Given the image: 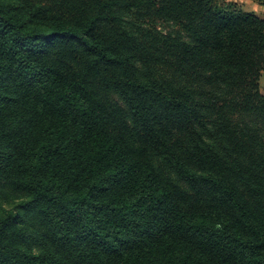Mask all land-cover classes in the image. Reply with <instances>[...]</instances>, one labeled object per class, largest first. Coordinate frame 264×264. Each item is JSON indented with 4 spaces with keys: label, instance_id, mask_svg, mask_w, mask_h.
<instances>
[{
    "label": "trees",
    "instance_id": "1",
    "mask_svg": "<svg viewBox=\"0 0 264 264\" xmlns=\"http://www.w3.org/2000/svg\"><path fill=\"white\" fill-rule=\"evenodd\" d=\"M215 1L0 0V264H264V16Z\"/></svg>",
    "mask_w": 264,
    "mask_h": 264
},
{
    "label": "rangeland",
    "instance_id": "2",
    "mask_svg": "<svg viewBox=\"0 0 264 264\" xmlns=\"http://www.w3.org/2000/svg\"><path fill=\"white\" fill-rule=\"evenodd\" d=\"M216 4L221 5L225 8L234 6L235 8H243L246 10H252L261 15L259 11V4H264V0H216ZM261 90L264 92V71L260 78ZM23 196L14 197L10 195L8 200L3 203L5 207L12 208L15 203L19 202Z\"/></svg>",
    "mask_w": 264,
    "mask_h": 264
},
{
    "label": "crops",
    "instance_id": "3",
    "mask_svg": "<svg viewBox=\"0 0 264 264\" xmlns=\"http://www.w3.org/2000/svg\"><path fill=\"white\" fill-rule=\"evenodd\" d=\"M259 11L261 13V16H264V4H259ZM255 12V11H254ZM257 13V12H256ZM258 14V13H257ZM260 15V14H258Z\"/></svg>",
    "mask_w": 264,
    "mask_h": 264
}]
</instances>
